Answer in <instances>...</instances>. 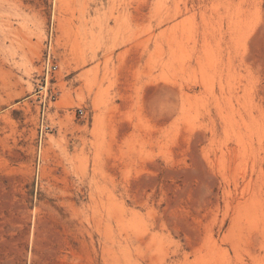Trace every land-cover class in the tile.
I'll return each mask as SVG.
<instances>
[{"label":"rangeland","instance_id":"374dc122","mask_svg":"<svg viewBox=\"0 0 264 264\" xmlns=\"http://www.w3.org/2000/svg\"><path fill=\"white\" fill-rule=\"evenodd\" d=\"M0 264H264V0H0Z\"/></svg>","mask_w":264,"mask_h":264}]
</instances>
